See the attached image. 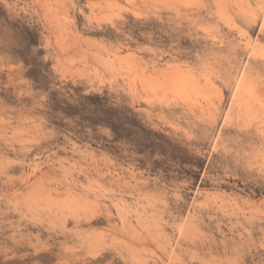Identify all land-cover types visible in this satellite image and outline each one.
Masks as SVG:
<instances>
[{
    "label": "rangeland",
    "instance_id": "374dc122",
    "mask_svg": "<svg viewBox=\"0 0 264 264\" xmlns=\"http://www.w3.org/2000/svg\"><path fill=\"white\" fill-rule=\"evenodd\" d=\"M128 221L264 264V0H0V264H142Z\"/></svg>",
    "mask_w": 264,
    "mask_h": 264
},
{
    "label": "bare ground",
    "instance_id": "6f19581e",
    "mask_svg": "<svg viewBox=\"0 0 264 264\" xmlns=\"http://www.w3.org/2000/svg\"><path fill=\"white\" fill-rule=\"evenodd\" d=\"M137 221L140 226H143L145 223L143 220V215L139 212ZM128 223L135 233L127 239H123L122 242L124 248L131 258H135L137 261L143 260L142 264H159V261L152 259L150 253H146L150 250L148 245H155L156 247L163 249L164 255L168 256L170 260V264H186L179 260L177 253L168 251V245L161 243L158 236L153 233L149 227H146V233L144 234V232L139 230L133 223L129 221ZM94 234H96L95 231Z\"/></svg>",
    "mask_w": 264,
    "mask_h": 264
}]
</instances>
